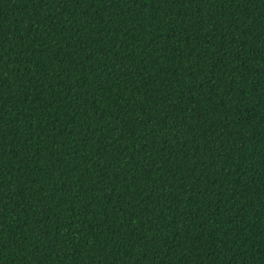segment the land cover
Returning <instances> with one entry per match:
<instances>
[{
    "label": "trees",
    "instance_id": "16d2710c",
    "mask_svg": "<svg viewBox=\"0 0 264 264\" xmlns=\"http://www.w3.org/2000/svg\"><path fill=\"white\" fill-rule=\"evenodd\" d=\"M0 264H264V0H0Z\"/></svg>",
    "mask_w": 264,
    "mask_h": 264
}]
</instances>
